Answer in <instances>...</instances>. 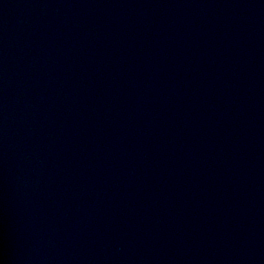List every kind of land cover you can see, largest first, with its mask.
Listing matches in <instances>:
<instances>
[{"label":"water","instance_id":"obj_1","mask_svg":"<svg viewBox=\"0 0 264 264\" xmlns=\"http://www.w3.org/2000/svg\"><path fill=\"white\" fill-rule=\"evenodd\" d=\"M0 264H264V0H0Z\"/></svg>","mask_w":264,"mask_h":264}]
</instances>
